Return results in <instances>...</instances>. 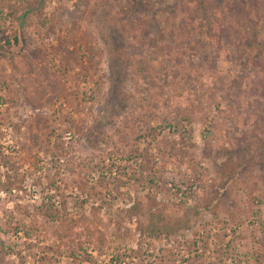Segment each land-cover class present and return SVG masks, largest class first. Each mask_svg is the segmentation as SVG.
<instances>
[{"label": "rangeland", "instance_id": "1", "mask_svg": "<svg viewBox=\"0 0 264 264\" xmlns=\"http://www.w3.org/2000/svg\"><path fill=\"white\" fill-rule=\"evenodd\" d=\"M0 264H264V0H0Z\"/></svg>", "mask_w": 264, "mask_h": 264}, {"label": "trees", "instance_id": "2", "mask_svg": "<svg viewBox=\"0 0 264 264\" xmlns=\"http://www.w3.org/2000/svg\"><path fill=\"white\" fill-rule=\"evenodd\" d=\"M15 41H16V40H15ZM226 162H227V163L230 162L229 159H228ZM227 165H228V164L225 163L223 166H227Z\"/></svg>", "mask_w": 264, "mask_h": 264}]
</instances>
